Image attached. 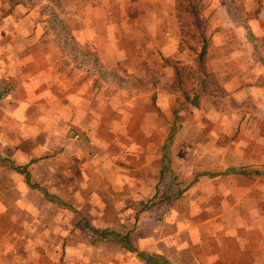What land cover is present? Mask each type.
Instances as JSON below:
<instances>
[{"label": "crops", "instance_id": "obj_1", "mask_svg": "<svg viewBox=\"0 0 264 264\" xmlns=\"http://www.w3.org/2000/svg\"><path fill=\"white\" fill-rule=\"evenodd\" d=\"M17 1L0 0V161L27 168L35 189L17 187L33 201L14 220L0 201V264H264V66L226 8L241 4L264 39V0H202L201 13L208 65L252 161H191L205 168L169 195L160 182L189 180L163 161L168 122L200 109L168 91L166 61L194 66L203 47L182 48L179 0H60L76 42L105 67L144 79L160 62L156 86L106 97L93 76L66 72L51 0Z\"/></svg>", "mask_w": 264, "mask_h": 264}, {"label": "rangeland", "instance_id": "obj_2", "mask_svg": "<svg viewBox=\"0 0 264 264\" xmlns=\"http://www.w3.org/2000/svg\"><path fill=\"white\" fill-rule=\"evenodd\" d=\"M33 1L34 3L38 1H40V3L43 2L42 0H27L30 4ZM193 1L197 4L200 11L196 23L190 15V8L187 6L188 3L186 0H179V16L181 19L180 22L185 26L186 30L181 46L186 44L188 47L191 46L194 51L195 47L199 48L203 45V36L208 40L210 39V28L201 19L203 9L202 0ZM183 47L184 46H182V48ZM192 59L193 61L195 60L194 55ZM83 71L84 70H75L73 67L66 70L71 76H78L79 73ZM160 72L159 60L153 62V68L150 73L158 77ZM100 90L106 97L114 91V86L104 84ZM235 108L236 105L229 95L217 93L214 94L213 97L203 96L200 102V109L197 112H185L182 117H179L174 126L172 121L168 122V128L172 132L169 134V138L165 144V156L163 161H169L170 163L172 161L181 162L179 166L174 167L172 165L174 169L173 173L178 170L179 173L188 177L189 181H184V184L177 183L173 180H169L165 183L160 182L159 189H161V192H164L162 195H165L167 192L168 195L173 192L183 194L185 192V187L189 185V182L191 183L192 176L197 174L198 169L205 168L203 165L202 167L196 165L197 163L193 165L191 161H252V159L247 156L246 153L240 151L241 149L239 148L241 143L239 142V120L231 117L232 114L234 115L233 112H235ZM261 127L264 129V123H261ZM229 163L230 162H228V164ZM227 169L231 170L232 168L228 166ZM45 172L41 170L39 173L42 174ZM31 181L32 180L29 182V187L33 190L35 188L32 186L34 184H32L33 182ZM26 182L27 180L25 181V174L23 171L11 168L9 165L3 162L1 163L0 161V201L2 205L8 207L7 218L9 221L11 219L14 220L17 212L21 211H18L17 207H20V205L26 206L33 201L31 199L33 198L32 196L29 198L23 197L21 192L17 189L20 185L28 186ZM177 184H179V187H176ZM6 189L7 192L5 191ZM159 192L160 191L157 193ZM158 195L154 196L152 199L153 204H155V201L160 203V197H164ZM171 200L174 201L175 199Z\"/></svg>", "mask_w": 264, "mask_h": 264}, {"label": "trees", "instance_id": "obj_3", "mask_svg": "<svg viewBox=\"0 0 264 264\" xmlns=\"http://www.w3.org/2000/svg\"><path fill=\"white\" fill-rule=\"evenodd\" d=\"M190 8V15L195 23L199 18L200 11L193 0H186ZM12 5L19 1L11 0ZM53 5L48 19L49 29L53 32L55 44L61 49L65 59L66 68L73 67L75 70H84L87 75L94 77L95 87L101 88L104 84L114 86L115 90L125 91H148L156 86L157 78L153 74L146 78H138L129 75L122 67L109 69L103 65L98 53L88 47L82 46L76 42L69 24L62 18L64 13L60 0H51ZM227 12L236 26H243L249 34L253 43L254 60L264 66V39L254 37L246 22L244 9L241 4L233 2L226 5ZM202 50L195 57V66L182 65L179 62L167 60L166 62L175 68V80L168 91L172 94L189 102L191 106L200 108V102L203 96L213 97L214 94L228 95L218 80L217 75L211 71L208 65V49L210 41L202 37ZM192 97V98H191ZM155 105L156 98H152ZM234 102V101H233ZM27 182H30V173L27 168L23 169ZM241 173V171H238ZM264 176V172H258ZM30 184V183H29ZM127 242L128 237H124Z\"/></svg>", "mask_w": 264, "mask_h": 264}]
</instances>
